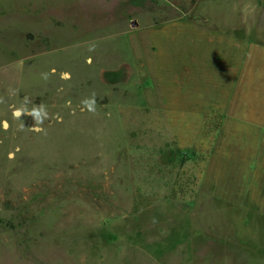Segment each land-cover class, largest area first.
Masks as SVG:
<instances>
[{
	"label": "rangeland",
	"instance_id": "rangeland-1",
	"mask_svg": "<svg viewBox=\"0 0 264 264\" xmlns=\"http://www.w3.org/2000/svg\"><path fill=\"white\" fill-rule=\"evenodd\" d=\"M0 264H264V0H0Z\"/></svg>",
	"mask_w": 264,
	"mask_h": 264
}]
</instances>
